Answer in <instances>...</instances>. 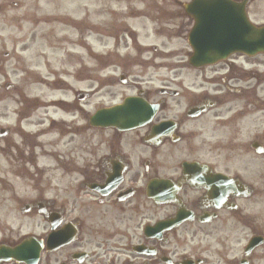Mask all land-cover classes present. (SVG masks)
I'll list each match as a JSON object with an SVG mask.
<instances>
[{
	"label": "flooded vegetation",
	"instance_id": "1",
	"mask_svg": "<svg viewBox=\"0 0 264 264\" xmlns=\"http://www.w3.org/2000/svg\"><path fill=\"white\" fill-rule=\"evenodd\" d=\"M182 6L0 0V264H264V53L190 66Z\"/></svg>",
	"mask_w": 264,
	"mask_h": 264
},
{
	"label": "water",
	"instance_id": "2",
	"mask_svg": "<svg viewBox=\"0 0 264 264\" xmlns=\"http://www.w3.org/2000/svg\"><path fill=\"white\" fill-rule=\"evenodd\" d=\"M195 25L188 36V44L196 53L198 65L211 64L228 53L244 50L248 45H259L264 50V30L253 28L244 15V9L231 0H200ZM255 36L260 41L254 40ZM14 258L23 261L22 251L0 253V262Z\"/></svg>",
	"mask_w": 264,
	"mask_h": 264
},
{
	"label": "rangeland",
	"instance_id": "3",
	"mask_svg": "<svg viewBox=\"0 0 264 264\" xmlns=\"http://www.w3.org/2000/svg\"><path fill=\"white\" fill-rule=\"evenodd\" d=\"M182 2L184 1H187V0H181ZM254 6H255V9L257 10V13H258V17L255 18L256 22L258 23H262L264 22V0H259V1H255L254 3H252ZM148 44H156L157 42L156 41H148L147 42ZM146 44V42L144 43ZM186 43H185V40L184 39H181V40H172L168 43H166L164 49L165 51L166 50H172V49H180L182 51L186 50ZM93 62L91 60H85V67H93ZM88 77H94L93 75H88L86 73V78L84 80V85L87 86V85H90L93 83L92 80H88L87 78ZM10 83H13L14 82V76L11 75L10 77ZM40 79H43L45 80L44 82H47L49 81L50 79L53 78V76H45V75H42V76H37L36 79L39 80ZM1 82V81H0ZM39 90V89H38ZM42 90H45L44 88H42ZM123 90V89H122ZM45 98L48 100V99H55L57 98L58 96L55 95V93H53V96H52V92H45L44 94ZM120 98V95L117 96V99L118 100ZM94 100H92L91 102H93ZM104 102H107V99H104L103 100ZM263 162V160H262ZM262 207H264V204H262Z\"/></svg>",
	"mask_w": 264,
	"mask_h": 264
}]
</instances>
